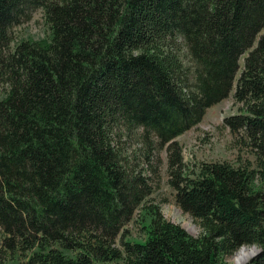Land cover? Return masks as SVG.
<instances>
[{"label":"trees","instance_id":"obj_1","mask_svg":"<svg viewBox=\"0 0 264 264\" xmlns=\"http://www.w3.org/2000/svg\"><path fill=\"white\" fill-rule=\"evenodd\" d=\"M37 11L48 41L14 44ZM263 30L264 0H0V264H229L244 247L260 250L247 264H264L258 172L226 162L187 172L177 141L234 92L243 114L224 125L264 162ZM164 149L200 237L152 204L142 165ZM139 211L147 238L127 242Z\"/></svg>","mask_w":264,"mask_h":264},{"label":"rangeland","instance_id":"obj_2","mask_svg":"<svg viewBox=\"0 0 264 264\" xmlns=\"http://www.w3.org/2000/svg\"><path fill=\"white\" fill-rule=\"evenodd\" d=\"M48 29L43 12L37 11L31 21L15 28L13 31L14 44L20 41H48L50 35ZM263 35L264 30L260 33L258 39ZM245 57L240 59L242 68ZM240 72L236 77V82L241 75ZM2 93V85L0 84V97H2ZM233 93L222 103L209 109L202 123L179 137L177 141H179L183 148L184 160L187 164V169H189L187 172L193 170L199 163L226 162L234 167L243 165L256 170L258 172V185H261L264 183V162L260 160L258 152L254 149L251 142L244 137L243 132L234 134L224 125L226 118L243 114L242 106L233 99ZM125 146H127L128 154L132 159L140 157L142 145L139 136L131 139L128 138ZM165 152V149L159 152V162L152 161L153 163L148 165L146 161H143L142 167L153 178L154 194L152 196V204L160 207L166 220L180 225L191 236L200 237L203 230L199 221L184 213L176 203V192L170 185V175L167 165L168 155ZM153 170L156 173H153ZM150 223L151 217L143 211L137 212L132 222L124 230L126 235L124 240L131 243L145 242L147 238L145 229L149 227ZM3 237V234L0 233V247ZM116 244L122 248L120 238ZM244 249L248 252V250L253 248L244 247ZM256 251L259 252L260 250L257 249ZM237 254L228 257L226 261L229 264H235ZM5 261L4 264H26V261L19 256H15L14 258L9 257ZM113 264L124 263L120 261Z\"/></svg>","mask_w":264,"mask_h":264},{"label":"bare ground","instance_id":"obj_3","mask_svg":"<svg viewBox=\"0 0 264 264\" xmlns=\"http://www.w3.org/2000/svg\"><path fill=\"white\" fill-rule=\"evenodd\" d=\"M256 248H253L251 250L245 251L240 250L238 254L236 255V263L235 264H247L251 259L255 258L259 252L256 251Z\"/></svg>","mask_w":264,"mask_h":264}]
</instances>
